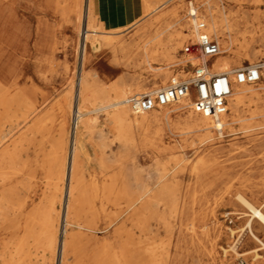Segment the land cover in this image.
<instances>
[{
    "label": "rangeland",
    "instance_id": "1",
    "mask_svg": "<svg viewBox=\"0 0 264 264\" xmlns=\"http://www.w3.org/2000/svg\"><path fill=\"white\" fill-rule=\"evenodd\" d=\"M189 1L198 4L197 0H102L96 24L111 33L102 34L103 38L113 40L83 65L79 41H83L88 0L0 3V12L11 20L16 32L15 39L12 37L14 50H4L0 56L4 88L0 95V264L5 260L23 264L28 257L31 264L48 258L47 264H58L66 234L73 240L70 264H97L96 259L105 252L123 254L121 264H134V245L138 242L154 251V256L143 259L142 264L253 263L252 255L240 256L230 250L225 253L224 248L229 249L239 234V253L257 245L245 228L249 216L244 212L248 209L236 194L242 193L255 204L264 197V18H257L259 12L264 13V5H256L254 0H211L241 22L237 34L250 43L249 54L234 67L256 64L262 70L261 79L252 83L254 98L246 100L239 111L241 120L223 134L215 128L210 132L196 128L186 120L188 109L172 110L169 121L136 130L133 141L123 138L103 111L90 114L95 121L89 132L81 121L78 127L76 124L78 78L83 68L99 74L91 78V94L114 98L118 94L112 90L114 85L126 89V96L131 98L139 95L134 94L138 85L161 84L159 74L165 71L171 72L170 76L176 72L179 81L191 77L192 67L186 60L189 56L182 51L186 42L195 39L191 34L175 52V60H184L178 66H167L162 58L150 63L143 51H134V44H143L166 28L174 8L182 7L187 17ZM126 15L134 20L127 23L122 19ZM18 28L25 31L23 40L30 42L29 46L38 37L41 46L48 42L51 48L44 57L53 61L42 62L36 76V55L27 58L29 63L24 65ZM124 41L129 49L120 52L118 47ZM170 78L160 89L171 84ZM25 85L40 88L47 97L35 115L20 100L18 91ZM39 98L42 101L41 94ZM175 101L166 106L174 108ZM62 108L65 114H61ZM86 108L93 109L94 105L87 102ZM163 110L160 107L157 112ZM47 111L53 117L52 124L43 123L44 129H37L35 118ZM131 115L138 116L134 112ZM252 115L255 118L250 120ZM63 135L66 144L61 150ZM78 138L84 160L76 201L80 210L75 224H70L63 201L68 180L60 179L59 165L63 156L66 162L69 157L70 163ZM164 171L166 177L160 178L158 172ZM163 184L167 187L165 200L160 196ZM144 190H148L145 199H149L134 202ZM47 218L57 220L53 255L46 254L51 244L45 231ZM91 218L95 220L92 231L88 228ZM254 221L253 228L264 238L263 226ZM28 228L39 235L37 241L27 236ZM19 241L25 247L16 253Z\"/></svg>",
    "mask_w": 264,
    "mask_h": 264
},
{
    "label": "bare ground",
    "instance_id": "2",
    "mask_svg": "<svg viewBox=\"0 0 264 264\" xmlns=\"http://www.w3.org/2000/svg\"><path fill=\"white\" fill-rule=\"evenodd\" d=\"M2 1L4 0H0V3H2ZM197 2L198 4L195 5L193 1H189L187 17L184 16V14H182L183 13L182 7L178 6L174 8L173 11L171 12L172 19L168 23L166 28L160 30L153 37H149L148 39H145L143 44L141 43L139 45L134 44V51L136 50L143 51L146 54L148 62L150 63L152 61H156L162 58L166 61L167 66L170 67L178 66L179 63L183 62L184 60L183 59L180 60V58L179 60H175L176 50L182 46L184 38H186L188 35L191 34L192 36L196 37L193 27L195 23V18L189 16L190 11L192 9H196L197 17L202 19L207 25L206 32L211 37L216 38L220 44V53L213 60L211 73L213 74L229 73L233 80V91L229 99V111L223 116H221L219 119H215L212 116L206 114L204 111H202L199 108L195 98L192 95H190L187 97L177 98L175 101L176 106L174 108L162 106L164 107V110L162 112H157L159 109L157 108L149 112L137 114L138 116L133 117L131 115V113L133 112L129 104L130 98L126 96V94H128L129 92L126 89L125 90L118 89L120 88L118 85H114V86L112 85L113 86L112 90L118 92V94L116 95L117 97L115 98L108 94H105L106 96L104 97L98 94H91L90 91H91V86L93 84L91 78H93L94 76H98L99 74L91 73L86 68H83L78 78V92H77L76 114H75L77 127L79 121H81L82 126L85 127L86 131L87 132L91 131L92 124L94 123L95 120L93 116L90 114L94 111L96 112L103 111L106 113L110 121L114 123V126L118 128V130H120L119 132L120 134H122V137L125 138L127 141H133L135 140L136 130L138 131L147 130L151 125L155 123L163 122L164 120L169 121L172 117L171 114L172 110L188 109L190 113L186 120L189 123L193 124L199 130H204L207 132H210L213 128H215L216 130H219L221 134H223L224 130L234 126L236 123H238L241 120L239 117V111L242 105L245 103L246 100L253 99L256 91H255V87L252 85L251 82H244V83L236 82L234 73L237 69L244 68V65H238V67H234V64L236 63L238 64L243 59L244 56L249 54L250 43L244 40V35L242 36L237 34V29L241 23L239 20H234L233 18L228 16V14L225 11H223L218 6L217 3H213L211 2V0H197ZM254 3L256 5L261 6L264 5V0H254ZM87 6H88V11L86 16V22L85 24L84 22L82 23V26H84L83 31L81 32L83 34V41L82 43H80L79 41V46L82 49V65L84 64V62L89 61L90 56L94 52L100 51L103 45L109 44L113 40L111 38H103V36H101L102 34H111V33L100 30L98 28V25L96 24L97 15H99V9L96 0H88ZM79 18L80 17H78V20ZM257 18L263 19L264 13L259 12L257 14ZM2 20H4V23L0 25V56L1 54H5L6 51L4 52V50H7V52L8 50L9 51L14 50V45L12 46L13 43L12 37L14 36L16 37L15 30L11 28V20L6 18L3 15V13L0 12V22ZM78 26L79 25L75 27V33L78 31ZM17 35H18V43H19L18 48H21L24 51L23 53L25 57L24 65L29 63L28 62L29 58H32L34 57V55H36L35 57L36 60L34 61V67L36 71V72L34 71V73L36 76L39 73L40 67L42 66V62L53 61L52 57L50 56L44 57V54L47 53L48 51L50 52L51 48L50 46H48V42L45 47H43V45L41 46L42 43L41 40L38 39V37L35 39L36 40L35 43L29 46L30 42L28 43L27 41L23 40V37L25 36V31H23L22 28H18ZM46 39H48V37H46ZM46 39H45V44L47 41ZM128 49H129V45L125 41L122 42L118 47V50L120 52H126ZM189 59L190 57H188L186 60L188 61ZM191 60L193 64H196L198 62L197 59H191ZM181 72L185 73L186 70H181ZM170 73L171 72L169 71H165L159 74L161 77V82H162L161 84H164L169 77H171L170 78L171 83L173 80L177 81V77H176L177 73L175 72L172 76H170ZM189 73L190 72H188V74ZM261 75H262V70H261ZM17 78L19 80L21 77L18 76ZM1 83L2 81H0V95L3 94L2 92L4 90V88L1 86ZM161 84L155 82L153 83L152 86L149 87L138 85L137 87H134V94L155 92L158 89H160L159 86ZM18 92L20 95L19 97L21 98L20 100L23 101V104H25L29 113L30 112L34 113V115L35 112L38 111L40 107L47 101V97L45 98L44 92L40 88L34 85L22 86L20 91ZM40 94L43 98L42 101L39 98ZM87 102L93 104L94 108L87 109L86 108ZM65 113L66 110L62 108L61 114H65ZM48 115L49 114L47 111L43 115L40 116L38 115L35 118L34 122L37 129L41 127L43 123L46 125H48V123L52 124L53 117H49ZM261 115L263 116L264 114ZM254 118L255 115L249 117L250 120ZM255 124L259 125L261 123L256 122ZM41 128L44 129V127ZM49 130L51 131V127L49 128ZM65 144L66 141L63 135V137L60 139L61 150L64 149ZM75 144L76 145L73 147L70 163H69V157H68V161L66 162V157L63 156L60 158V165H59L60 179L63 180L64 178H66L68 180L67 181L68 186L63 194V201L66 204V211H65L66 220L67 223L70 224L73 223L75 224L76 222L75 218L80 210L76 205V201L78 199L79 191H80L79 174L83 166L82 163H84L83 162L84 160L83 161L81 160L82 159L81 155L83 154V150L79 138L77 139ZM166 174H167L166 171L161 173L158 172L160 178L166 177ZM161 188L162 191L160 193V196L162 197L163 200H165L167 187L165 184H163ZM261 191L263 192V196H264V182L262 184ZM147 192L148 190L147 191L144 190V192H141L139 195H137L134 198V202L143 200V198L144 200H148L149 199L148 197H147L148 199H145L146 196L148 195ZM236 195L238 199L241 201V203L244 206H246L248 209L247 211L244 212L247 213L249 216L246 221L245 228L248 229L250 238L257 245L245 251L244 253H239L237 251V244L239 240H241V236H242V234L241 235L239 234L237 235V237L234 238V240H232L230 248L229 249L224 248V251L225 253H227L230 250L240 256L252 255L251 260L253 261V263L251 262L250 264H255V263L264 264V255L261 253V251H264V238H262L253 228L254 220L255 221L257 220L259 223H261V225L264 228V197L262 198V200H260L258 204H255L252 200H250L240 192H238ZM53 200L55 202L58 201L57 199L54 198ZM158 201H160V199ZM3 215L4 218L6 219V214L3 213ZM92 216L94 217V214H92ZM94 221L95 220L91 218V220L88 223V228L90 231L95 230ZM45 223H46L45 231L47 232L48 237L51 240V244L46 247L47 248L46 254L53 255L55 252L54 244L56 242L57 232H58L57 220L47 218ZM245 228H241V230L244 231ZM230 229H231V235H234L235 230L232 228ZM25 233L27 234V236L33 237L34 240L36 241L39 239V235L36 233L33 234L30 231V228L26 229ZM72 243L73 240L71 235L66 234L65 238L62 240L60 262L58 264H70L68 260H69V254L71 252ZM24 247H25V243L23 241L22 242L19 241V244L16 247L17 249L15 250L16 253L22 252ZM153 256H154V251L149 247L143 246L140 242L134 245V264H142L143 259ZM30 258L31 257L25 259L23 264H31L29 262ZM121 258H123L124 260L125 255L119 253L116 254V252H109V254L108 252H105L102 253L96 259V261L97 264H121ZM48 261L49 258L43 261L41 264H47ZM20 263L21 262H19V264ZM4 264H18V263L14 262L13 260H9V261L5 260ZM151 264H153V262Z\"/></svg>",
    "mask_w": 264,
    "mask_h": 264
},
{
    "label": "built area",
    "instance_id": "3",
    "mask_svg": "<svg viewBox=\"0 0 264 264\" xmlns=\"http://www.w3.org/2000/svg\"><path fill=\"white\" fill-rule=\"evenodd\" d=\"M197 10L192 9L189 16L195 18L194 40L185 43L182 51L190 59L191 77L183 80H173L170 85L153 93L134 95L130 98V107L136 114L149 112L169 105L177 98L192 95L199 108L215 119L229 111V99L233 91V80L229 73L213 74L214 58L220 53L219 42L206 32V23L197 17ZM191 59H197L193 64ZM238 83L257 82L261 79V68L258 65L237 69L234 73Z\"/></svg>",
    "mask_w": 264,
    "mask_h": 264
},
{
    "label": "crops",
    "instance_id": "4",
    "mask_svg": "<svg viewBox=\"0 0 264 264\" xmlns=\"http://www.w3.org/2000/svg\"><path fill=\"white\" fill-rule=\"evenodd\" d=\"M97 2V6H98V9H99V15L101 14V3H102V0H96ZM122 19L124 21H127V23H129L130 21H132V19L134 20V17L130 18L128 17V15L122 17Z\"/></svg>",
    "mask_w": 264,
    "mask_h": 264
}]
</instances>
